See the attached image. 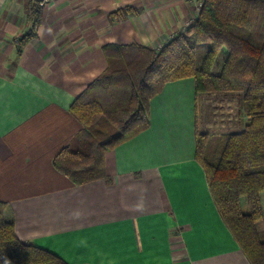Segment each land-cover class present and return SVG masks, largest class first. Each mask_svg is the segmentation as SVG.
<instances>
[{
	"label": "crops",
	"instance_id": "obj_1",
	"mask_svg": "<svg viewBox=\"0 0 264 264\" xmlns=\"http://www.w3.org/2000/svg\"><path fill=\"white\" fill-rule=\"evenodd\" d=\"M202 1L0 0V201L19 240L67 264H250L196 154L193 77L149 98L104 177L75 184L53 165L83 129L70 107L105 72L104 47L158 49ZM32 5L36 36L19 50Z\"/></svg>",
	"mask_w": 264,
	"mask_h": 264
},
{
	"label": "trees",
	"instance_id": "obj_2",
	"mask_svg": "<svg viewBox=\"0 0 264 264\" xmlns=\"http://www.w3.org/2000/svg\"><path fill=\"white\" fill-rule=\"evenodd\" d=\"M29 19L32 27L19 39V50L36 36V6ZM104 54L105 72L70 107L83 129L53 159L55 168L75 184L104 177L106 150L145 126L147 101L168 81L193 77L197 92L238 93L244 127L210 143L197 132L196 154L241 250L250 264H264V229L258 227L264 192V0H203L193 23L158 49L111 44ZM4 209L0 201V264H67L19 240Z\"/></svg>",
	"mask_w": 264,
	"mask_h": 264
},
{
	"label": "rangeland",
	"instance_id": "obj_3",
	"mask_svg": "<svg viewBox=\"0 0 264 264\" xmlns=\"http://www.w3.org/2000/svg\"><path fill=\"white\" fill-rule=\"evenodd\" d=\"M202 50L203 48L199 49L196 57L201 55ZM197 95V130L199 134H206L207 142L210 143L211 140H215L222 134L236 132L244 127L245 120L241 121L243 118L240 117V94L198 91ZM203 147L205 148L204 139L202 138L201 149ZM211 150L212 148L207 152L204 151L203 155L210 153ZM260 197L263 218L259 221L258 227L264 229V192L260 194ZM243 205L246 210L245 204Z\"/></svg>",
	"mask_w": 264,
	"mask_h": 264
},
{
	"label": "built area",
	"instance_id": "obj_4",
	"mask_svg": "<svg viewBox=\"0 0 264 264\" xmlns=\"http://www.w3.org/2000/svg\"><path fill=\"white\" fill-rule=\"evenodd\" d=\"M201 5H202V2H199V3H198L199 8L201 7Z\"/></svg>",
	"mask_w": 264,
	"mask_h": 264
}]
</instances>
